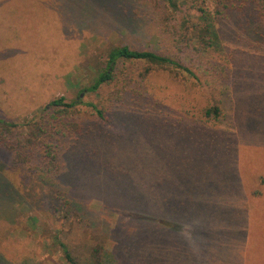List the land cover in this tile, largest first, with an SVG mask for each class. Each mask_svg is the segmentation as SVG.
Masks as SVG:
<instances>
[{
	"label": "rangeland",
	"instance_id": "1",
	"mask_svg": "<svg viewBox=\"0 0 264 264\" xmlns=\"http://www.w3.org/2000/svg\"><path fill=\"white\" fill-rule=\"evenodd\" d=\"M164 3L0 0V117L21 123L81 96L67 115L81 130L49 137L30 166L0 146V264H67L63 243L96 264L99 242L102 264H264V26L252 5L217 23L228 74L216 89L176 40L186 14L167 26ZM123 44L196 77L155 69L109 102L115 83L88 88ZM219 97L224 115L206 118Z\"/></svg>",
	"mask_w": 264,
	"mask_h": 264
},
{
	"label": "trees",
	"instance_id": "2",
	"mask_svg": "<svg viewBox=\"0 0 264 264\" xmlns=\"http://www.w3.org/2000/svg\"><path fill=\"white\" fill-rule=\"evenodd\" d=\"M164 2L165 10H163L161 20L166 22L168 26V22L175 19L177 14L183 12L186 14L176 24V40L183 47L198 55L201 60L200 70L209 73L211 76L209 84L216 89H220L227 77L228 68L224 62H221L214 55L221 44L217 23L225 19L234 10L252 5L256 19L264 26V0H164ZM209 2L213 4L214 9L210 8ZM139 61L148 65L136 74L134 71L129 74L130 70H126L124 66L119 65ZM107 64L108 67L98 72L93 84L88 89L98 91L104 86L115 83V87L106 94L105 99L109 102L122 100L128 93V88L135 81L148 78L155 69H170L175 73L181 71L188 76L196 77L193 70L171 55L160 54L151 50L133 49L124 44L110 47L107 52ZM113 64L115 66H112ZM79 100H81L80 95L71 102H66L65 97L61 96L50 103L53 106V111L45 107L37 117L26 118L21 123L0 117V146L11 154L12 164L19 166L32 163L36 154L43 147L51 146L49 137L62 133L66 128L72 132L81 130L79 121L70 122L67 118V115L76 107ZM222 103L223 100L220 97L216 98L213 104L204 109V116L208 119H220L224 115ZM27 125L33 126L25 128ZM50 156H53V159L55 157L52 151L47 152L48 159ZM51 165L52 168H48L49 170L56 169L53 162H51ZM34 219L36 220V218ZM62 246L67 264H81L71 254L65 243ZM102 250V242L95 245L92 250V256L96 264H102Z\"/></svg>",
	"mask_w": 264,
	"mask_h": 264
}]
</instances>
